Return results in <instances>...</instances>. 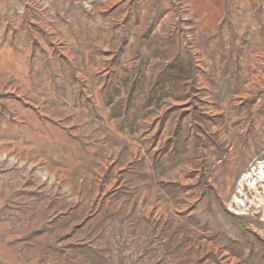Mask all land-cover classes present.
Segmentation results:
<instances>
[{
    "label": "rangeland",
    "instance_id": "obj_1",
    "mask_svg": "<svg viewBox=\"0 0 264 264\" xmlns=\"http://www.w3.org/2000/svg\"><path fill=\"white\" fill-rule=\"evenodd\" d=\"M188 1L0 0V264H264V0L179 98L132 62Z\"/></svg>",
    "mask_w": 264,
    "mask_h": 264
},
{
    "label": "crops",
    "instance_id": "obj_2",
    "mask_svg": "<svg viewBox=\"0 0 264 264\" xmlns=\"http://www.w3.org/2000/svg\"><path fill=\"white\" fill-rule=\"evenodd\" d=\"M182 1L178 0V3H182ZM187 4L190 6L188 18L178 14L175 17L170 13L165 14L164 18H167L165 20L173 21L175 27L168 30L169 33L164 32L162 35L164 44L159 47L160 49H140L136 53L148 51L150 54L146 56L144 54L136 55L132 62L134 67H146L147 70L143 74L144 76L150 75V82L154 80L156 87L160 82L164 85L168 83L177 84V87L179 86L178 94H173V96L179 98L181 97L180 87H182L184 81L188 80L187 84L192 81L188 78L184 80V77H186L183 76L184 56L186 54L190 56L195 72L193 77L195 76L198 82L200 77L196 75V72L199 71V63L197 64L196 61L208 63V51H214V47L216 50L222 46L221 51L228 48L223 42V37L229 35V30L226 33L223 26L225 17L223 12L224 0H189ZM172 24V22H167L166 27ZM184 33L185 36L189 34L191 37L190 45L183 43L182 35ZM176 37H178L177 40H174ZM158 123L157 120L156 126H158Z\"/></svg>",
    "mask_w": 264,
    "mask_h": 264
}]
</instances>
